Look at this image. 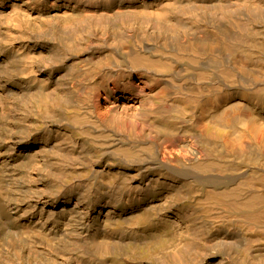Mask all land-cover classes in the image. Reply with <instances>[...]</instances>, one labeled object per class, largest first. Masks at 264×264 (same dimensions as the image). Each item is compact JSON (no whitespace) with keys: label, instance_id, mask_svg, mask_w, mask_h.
Wrapping results in <instances>:
<instances>
[{"label":"bare ground","instance_id":"obj_1","mask_svg":"<svg viewBox=\"0 0 264 264\" xmlns=\"http://www.w3.org/2000/svg\"><path fill=\"white\" fill-rule=\"evenodd\" d=\"M0 264H264V0H0Z\"/></svg>","mask_w":264,"mask_h":264},{"label":"rangeland","instance_id":"obj_2","mask_svg":"<svg viewBox=\"0 0 264 264\" xmlns=\"http://www.w3.org/2000/svg\"><path fill=\"white\" fill-rule=\"evenodd\" d=\"M126 91L124 94H118L117 97L119 99L113 100L108 98L105 94L100 93L99 94H93L94 96L92 97L91 101L92 103L97 107L99 112H105L109 110L114 104L117 109V111L120 113L121 118L124 120L127 119V115L129 113L137 114L138 110L141 106L143 105H151L150 100L145 99L143 96V92H147L149 89V86L147 83H139L136 84L137 88L135 92L131 93L132 90L129 89V85L132 84L130 80H126ZM111 91H113L115 88L113 85L110 87ZM133 99L128 100L127 96L125 95H131ZM137 101V102H135Z\"/></svg>","mask_w":264,"mask_h":264}]
</instances>
